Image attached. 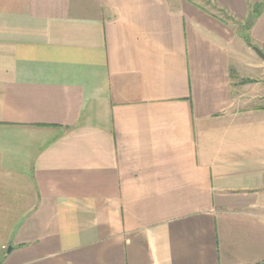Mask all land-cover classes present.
<instances>
[{
    "label": "crops",
    "instance_id": "crops-1",
    "mask_svg": "<svg viewBox=\"0 0 264 264\" xmlns=\"http://www.w3.org/2000/svg\"><path fill=\"white\" fill-rule=\"evenodd\" d=\"M206 2L0 0V264H264V0Z\"/></svg>",
    "mask_w": 264,
    "mask_h": 264
},
{
    "label": "trees",
    "instance_id": "trees-1",
    "mask_svg": "<svg viewBox=\"0 0 264 264\" xmlns=\"http://www.w3.org/2000/svg\"><path fill=\"white\" fill-rule=\"evenodd\" d=\"M189 2H192V3H196L197 2V0H188ZM199 1H201L202 2V5L203 6H210L211 4H210V2H206V0H199ZM203 6H199L200 8H202L203 9ZM211 7V6H210ZM263 7V4H261V5H257L256 6V9L254 10V17H256L260 12H261V8ZM246 38V42H247V44L249 45V46H251V44H250V40H249V38L246 36L245 37Z\"/></svg>",
    "mask_w": 264,
    "mask_h": 264
},
{
    "label": "water",
    "instance_id": "water-1",
    "mask_svg": "<svg viewBox=\"0 0 264 264\" xmlns=\"http://www.w3.org/2000/svg\"><path fill=\"white\" fill-rule=\"evenodd\" d=\"M251 23H252V20L250 19L248 22L249 26L251 25ZM251 49L255 52V54H257L260 58H262L264 60V55L262 54V52L257 47L253 46ZM10 249L11 248L9 247L7 250V253L10 252Z\"/></svg>",
    "mask_w": 264,
    "mask_h": 264
},
{
    "label": "rangeland",
    "instance_id": "rangeland-1",
    "mask_svg": "<svg viewBox=\"0 0 264 264\" xmlns=\"http://www.w3.org/2000/svg\"><path fill=\"white\" fill-rule=\"evenodd\" d=\"M197 1H198L199 3L202 4L201 1H199V0H197ZM249 20H250V19H248V20L242 25V30H241V28L239 29L240 33H246V31L248 30V27H250L249 24H248ZM235 29H236V28H235ZM237 32H238V30H237ZM238 33H239V32H238Z\"/></svg>",
    "mask_w": 264,
    "mask_h": 264
}]
</instances>
